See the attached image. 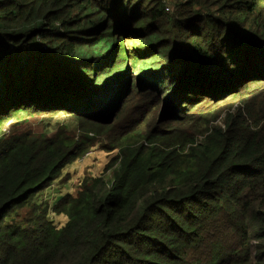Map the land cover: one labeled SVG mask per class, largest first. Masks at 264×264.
Here are the masks:
<instances>
[{
	"label": "trees",
	"instance_id": "obj_1",
	"mask_svg": "<svg viewBox=\"0 0 264 264\" xmlns=\"http://www.w3.org/2000/svg\"><path fill=\"white\" fill-rule=\"evenodd\" d=\"M0 264H264V0H0Z\"/></svg>",
	"mask_w": 264,
	"mask_h": 264
},
{
	"label": "rangeland",
	"instance_id": "obj_2",
	"mask_svg": "<svg viewBox=\"0 0 264 264\" xmlns=\"http://www.w3.org/2000/svg\"><path fill=\"white\" fill-rule=\"evenodd\" d=\"M71 117L70 112L62 116L36 114L28 117L27 121L21 124L10 122L6 128L8 132L21 133L31 131L50 136L60 128L65 127L67 131L75 133L76 123L71 120ZM72 118L75 119L74 117ZM115 154L116 150L108 153L101 148L100 142L96 143L86 156L67 165L62 170L60 177L50 187L35 195L33 201L41 204L42 209H46L45 217L47 221L51 222L57 229L63 227L67 222V218L53 211L56 203L62 197L76 196L81 183L86 179L89 180L100 176L105 166ZM34 215H36V212L32 213L28 207L17 208L13 211V219L11 218L9 222L30 227L32 224L30 220Z\"/></svg>",
	"mask_w": 264,
	"mask_h": 264
}]
</instances>
